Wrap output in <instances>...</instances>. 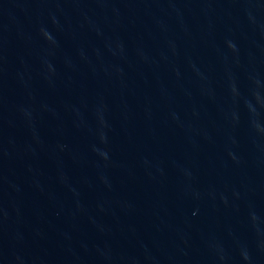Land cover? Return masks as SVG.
Here are the masks:
<instances>
[{
  "label": "water",
  "instance_id": "1",
  "mask_svg": "<svg viewBox=\"0 0 264 264\" xmlns=\"http://www.w3.org/2000/svg\"><path fill=\"white\" fill-rule=\"evenodd\" d=\"M0 66L66 264H264V0H0Z\"/></svg>",
  "mask_w": 264,
  "mask_h": 264
}]
</instances>
